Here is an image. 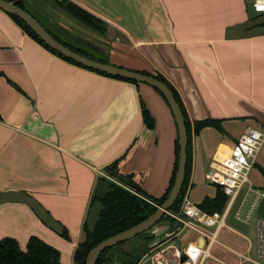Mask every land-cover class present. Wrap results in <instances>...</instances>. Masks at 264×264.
<instances>
[{
    "label": "crops",
    "instance_id": "crops-1",
    "mask_svg": "<svg viewBox=\"0 0 264 264\" xmlns=\"http://www.w3.org/2000/svg\"><path fill=\"white\" fill-rule=\"evenodd\" d=\"M67 1L99 18L103 33L78 26L56 0H24V8L37 20L48 11V22L58 21L102 49L90 50L111 64L162 75L177 91L191 123L221 121L223 132L207 126L190 137L185 197L196 205L214 197L216 186L207 178L212 158L251 127H264V33L248 36L239 27L259 16L252 13L253 0ZM230 27H235L231 37ZM140 97L154 118L152 129L143 123ZM0 117V192L33 196L68 235L47 227L24 203H1L0 239H15L23 251L36 236L59 252L61 264H75L73 254L84 239L82 227L100 173H108L106 167L122 155L117 173L140 175V187L148 196L160 198L169 185L177 128L163 97L147 84L63 60L2 9ZM255 166L264 169V143ZM165 218L168 225L158 238L153 227L146 231L153 237L147 250L175 231V222ZM196 241L195 233L179 245L192 253ZM214 244L202 264L208 258L217 262L208 264H229L211 254ZM222 244L236 255L242 252ZM243 262L240 258L234 264Z\"/></svg>",
    "mask_w": 264,
    "mask_h": 264
},
{
    "label": "trees",
    "instance_id": "trees-1",
    "mask_svg": "<svg viewBox=\"0 0 264 264\" xmlns=\"http://www.w3.org/2000/svg\"><path fill=\"white\" fill-rule=\"evenodd\" d=\"M6 1L11 2L25 9L24 0H6ZM56 2L68 14L73 16L75 19H77L87 27L98 32L105 30V25L99 18L89 13L85 9L81 8L80 6L76 5L75 3L67 0H56ZM8 15L11 16V18L29 36H31L33 39H35L37 42H39L41 45H43L45 48H47L55 55L61 57L63 60L75 64L77 66H80L82 68H85L87 70L94 71L104 76L138 84V82L135 80H128L116 76H110L103 72L86 68L74 62L73 60L66 58L62 54L54 51L49 46H47L20 18L11 14ZM44 28L48 32H50L58 41L68 46L69 48L85 56L94 58L102 62L109 63L107 59L103 57H97L95 55H92L91 53L86 52L83 49H79L77 47H74L73 45L66 43L65 41L59 39L56 35H54L48 28H46L45 26ZM139 72L147 75H151L168 85L177 103L179 104L185 119V125L187 128V135H188L185 178L178 198L176 199L173 206L169 209L170 211L177 212L180 210L181 202L189 186L190 171H191V147H190L191 134L192 133L196 134L202 128L207 126L215 127L221 132H223V128L221 126V121L218 119L205 118V119L195 120L193 123H191L177 91L162 75H160L159 73L152 74L147 71H139ZM154 89L163 97V95L156 88ZM163 99L166 102V99L164 97ZM140 108H141V115L144 125L147 128L152 129L154 126V118L149 108L147 107V105L145 104L144 100L141 97H140ZM178 152H179V144L177 137L175 140V160H174L172 176L169 185L167 186L164 194L160 198H152L142 191L140 187V178H141L140 175H134L133 173L122 175L117 173V170L120 167L123 159L125 158V155L120 156L119 158L114 160L111 163V165L106 167V171L109 174L115 176L116 179L122 185H118L113 182L110 183L109 191L106 194L105 198L102 200L103 207L98 222L96 224V228L93 232L89 231L87 220L85 219L82 227L84 232V239L83 241L78 243L73 254V261L75 264H86V256L90 251V249H92L96 244H98L102 240L112 235H115L119 232H122L140 223L141 221L145 220L147 217H149L151 214H153L156 211L157 206L161 205L163 201L167 198L174 183L175 172L178 164ZM262 173L264 174V170H262ZM100 179H104V178L100 177ZM95 202H96V198L93 197L91 199V206ZM224 203H225V196L220 190V188L216 186L215 196L212 198L205 197L198 204V206L204 211L213 212V211H221ZM165 216L166 215H164L162 218H164ZM147 233L148 232H143L137 235L136 237H133L132 239L118 243L110 248L105 249L97 258L96 264H104V263L137 264L141 256L147 251V246L153 238L151 235H148ZM61 235L65 238H68L65 229L63 230ZM134 238H137V241H132ZM139 240L142 241L141 246H137ZM130 242L131 244L129 248L121 249L122 246ZM0 264H61V263L59 262V252L54 247L45 243L43 240H41L36 236H31L27 241L25 251L21 250L18 246L17 241L11 237H5L0 239Z\"/></svg>",
    "mask_w": 264,
    "mask_h": 264
},
{
    "label": "built area",
    "instance_id": "built-area-1",
    "mask_svg": "<svg viewBox=\"0 0 264 264\" xmlns=\"http://www.w3.org/2000/svg\"><path fill=\"white\" fill-rule=\"evenodd\" d=\"M251 8L253 12L262 14L264 0H253ZM263 143L264 127L255 126L241 134L230 147L218 150L209 163L207 178L225 196L222 210L204 211L184 196L179 211L168 210L165 213L175 222V231L149 248L137 264H202L210 247L218 242V233L224 228L233 230L247 241L245 249L241 253L237 252L244 262L264 264V216L260 212L264 188L255 186L249 178ZM100 174L114 181L108 173ZM229 218L252 227L254 243L227 225ZM185 228H190L198 235V242L194 244L192 252L197 254L196 257L177 244V233ZM182 256H185L184 260H181Z\"/></svg>",
    "mask_w": 264,
    "mask_h": 264
},
{
    "label": "water",
    "instance_id": "water-1",
    "mask_svg": "<svg viewBox=\"0 0 264 264\" xmlns=\"http://www.w3.org/2000/svg\"><path fill=\"white\" fill-rule=\"evenodd\" d=\"M0 9L5 11L8 14L17 16L23 22H25L30 29L51 49L62 54L66 58L73 60L74 62L95 70L103 72L110 76H116L128 80H135L138 83H144L151 87L156 88L166 99V102L171 110L173 118L175 120L177 128V137L179 144L178 152V164L175 172L174 183L172 188L163 201V203L157 206L156 211L147 217L145 220L140 223L122 231L115 235H112L98 244H96L86 256V264H96L97 258L99 255L107 248H110L118 243L127 241L136 237L137 235L146 232L148 229L153 227L164 215L165 213L173 206L176 199L178 198L182 184L185 178V167L187 161V146H188V135L187 128L185 125V119L180 109L179 104L177 103L171 89L163 81L144 73H141L137 70L128 69L125 67H120L111 63L102 62L94 58L85 56L68 46L64 45L58 41L50 32H48L44 26L33 17L27 10L11 3L6 0H0ZM264 23V12L260 14L256 19L249 20L246 24L239 25L242 29H246L248 36L259 35L264 33V27L255 25ZM235 27H230L227 30V36L231 37L234 32ZM119 184L116 181L100 179L97 181L96 186L93 191V197L96 198V202L89 208V214L87 217V224L89 231L93 232L96 228V224L100 217L102 210V200L105 198L106 194L109 191L110 183ZM5 202H20L29 206L35 215L50 229L54 232L61 234L63 232L62 225L55 220L48 211L31 195L23 191H14L8 190L0 192V204ZM142 241H138L137 246H141ZM185 256H182L181 260H184ZM108 264V263H104Z\"/></svg>",
    "mask_w": 264,
    "mask_h": 264
},
{
    "label": "rangeland",
    "instance_id": "rangeland-1",
    "mask_svg": "<svg viewBox=\"0 0 264 264\" xmlns=\"http://www.w3.org/2000/svg\"><path fill=\"white\" fill-rule=\"evenodd\" d=\"M59 8L62 9L61 12H63L68 17H70L74 21V23H76L78 26H81V27H83L85 29H89V30L95 31V30L87 27L86 25H84L83 23L78 21L77 19H75L70 14H68L61 6H59ZM33 12H35V11H33ZM47 12L48 11H43L45 16H42V18L38 17L37 15L36 16H37L39 22H41L46 28H48L54 35H56L59 39L65 41L66 43H68L70 45H73L74 47H77L79 49H83L86 52L91 53L92 55L100 57L97 54H94L90 49L96 48L94 50H97V51H99V50L102 51V49L94 47L93 44L90 43L89 41H83L82 38H79L77 35H74V33L70 32L65 27L63 28V26H61L58 23V21L48 22L47 21L48 18H47V14H46ZM252 13H253V15H260L261 14V13H255V12H252ZM35 14H39V13H35ZM95 32H98V31H95ZM98 33H103V31H100ZM84 44H86L89 48L86 45H84ZM262 170H264V169L261 166L260 167L259 166H255L250 171L249 178H250V180L252 181V183L255 186L264 188V186H263L264 185V174L262 173ZM118 183L121 184L120 182H118ZM181 204H182V202H181ZM260 212H262V214H264V202L261 205ZM165 217L163 218V220L160 219L153 226V229L156 232V237L157 238H158V236H160L159 232L161 231V229L163 228V230H164L165 229V225H168V222H167V220H165L166 219ZM226 222H227V225H229L234 230L242 233L243 235L247 236L250 239V241L252 243H254V233H253L252 227H247V226H245V225H243V224H241V223H239L237 221H234L233 219L232 220L231 219L227 220ZM174 224L175 223H172V225H174ZM210 229L212 230L213 227L210 228ZM180 236L181 237H177L176 238L177 244H181V242L185 244L186 241H188L189 239H193L194 238L195 232L193 230H191L190 228H185L181 232ZM217 239H218V242H216L214 244L213 248L211 249V254L222 258L224 261H226L229 264L236 263L240 259L238 257V255H236L235 253H233L232 251L227 249L222 243H224L225 245H227L228 247H230V248H232L234 250L243 251L245 249L246 245H247V241L244 240L236 232H234L233 230H230L228 228L222 229L220 234L218 235ZM132 241H137V238H134ZM130 244H131V242L128 243V244H125L124 246H122L121 249L129 248ZM208 262L217 263L212 258H208L207 261L205 262V264H208ZM242 264H251V263L243 262Z\"/></svg>",
    "mask_w": 264,
    "mask_h": 264
}]
</instances>
